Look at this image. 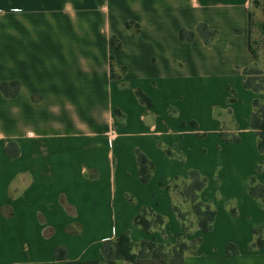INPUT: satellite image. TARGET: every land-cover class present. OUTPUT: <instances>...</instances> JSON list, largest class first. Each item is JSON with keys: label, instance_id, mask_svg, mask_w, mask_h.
Returning a JSON list of instances; mask_svg holds the SVG:
<instances>
[{"label": "crops", "instance_id": "obj_1", "mask_svg": "<svg viewBox=\"0 0 264 264\" xmlns=\"http://www.w3.org/2000/svg\"><path fill=\"white\" fill-rule=\"evenodd\" d=\"M251 3L0 0V84L20 86L13 99L0 92V264H124L105 260L103 243L125 232L133 243L149 240L133 226L143 208L181 232L175 197L159 185L191 170L206 178L200 198L217 210L211 231L193 234L205 237L198 251L215 253L184 264H264V247L248 249L252 229L264 225L248 195L251 176L264 185L250 126L252 102L264 94L245 89L243 75L257 63ZM201 24L217 32L210 46L197 34L179 40ZM221 129L240 141L223 142ZM137 150L154 166L147 184ZM229 243L238 257H223Z\"/></svg>", "mask_w": 264, "mask_h": 264}, {"label": "trees", "instance_id": "obj_2", "mask_svg": "<svg viewBox=\"0 0 264 264\" xmlns=\"http://www.w3.org/2000/svg\"><path fill=\"white\" fill-rule=\"evenodd\" d=\"M261 11L264 19V1L261 5ZM131 25L132 23H126V28L128 30L132 29ZM260 28L264 33V21ZM138 30L139 28L135 26V32H138ZM196 34L206 46H210L217 38L216 31L210 30L206 25L201 24L197 27L195 33L181 30L179 32V40L181 42H191L195 39ZM113 44L115 49L120 48L115 38H113ZM254 57L256 58V55ZM110 69L111 78L115 79L113 64H111ZM243 75L245 77V89L254 93L264 94V71L254 65L244 69ZM19 89L20 86L17 82L0 84V92L7 99L15 98ZM136 96L141 104L148 107L151 106L150 100L143 93L137 91ZM252 109L250 126L257 134V150L260 154H264V102L254 100ZM114 115L118 116V112L115 111ZM221 138L225 143H238L240 141L236 135H229L224 129H221ZM5 153L8 158H16L18 156L17 146L13 143L8 144L5 148ZM166 153L171 156L169 151H166ZM135 157L140 182L147 184L152 177L154 166L139 150L135 151ZM259 172L260 168H256V173ZM206 184V178L197 171L191 170L187 173L186 180L177 177L166 186L159 185L173 195L178 193L179 201L173 203L172 210L180 224L181 232L177 235L174 244H162L155 241L133 243L129 233L125 232L115 240L103 243L102 252L105 260L121 261L124 264H184L188 255H198L201 239L195 238L192 242H189L188 235L194 231L202 233L211 231L217 215L216 211L200 198V193ZM248 195L251 199L264 206V185L259 184L255 176L249 178ZM234 212V210H231V213L234 214ZM133 226L144 232H151L154 229L162 231L165 226V220L152 210L143 208L134 218ZM261 232L262 228L253 230V235L256 239L252 244V248H263L264 241L261 237ZM65 253L63 248H58L55 251V257L57 260H63ZM231 253L238 254V249L236 246L229 244L227 246V254L230 255Z\"/></svg>", "mask_w": 264, "mask_h": 264}, {"label": "rangeland", "instance_id": "obj_3", "mask_svg": "<svg viewBox=\"0 0 264 264\" xmlns=\"http://www.w3.org/2000/svg\"><path fill=\"white\" fill-rule=\"evenodd\" d=\"M263 1L264 0H252V3H251V19H252V29H251L252 41H251V43H252V48L255 51L256 56H257L256 66H257V68H259L262 71H264V33L261 31L260 25L263 24V21H264L262 11H261V5H262ZM256 168H260V172L256 173V170H255V174H257V175L261 174V172H262L261 166L258 165ZM212 179H214V177H212ZM174 195H175L176 201H179L178 193H176ZM214 198L216 201L219 202L218 198H216V197H214ZM253 201H255V200H253ZM223 208L226 209L227 211L229 208L230 214L233 217L237 218V216H238L237 215V208L235 207V205H233L232 201H228L227 203L225 202ZM214 209H215V207H214ZM260 209H261V211H264V206L260 205ZM231 210L235 211L234 214L231 213ZM164 220H165V223L167 224L166 228L162 231L158 230L156 232H153V230H152L151 232H145L147 234L149 233L148 235H150V239L144 240V241H155V242H159V243H168L171 245L175 243L177 235L179 234L180 231H175V229L173 228L171 223L169 221H167V219H165V218H164ZM174 222H175V225H177V227L179 229L178 222L176 219L174 220ZM257 228H262L261 237L263 238V241H264V225H258L257 227L253 228L252 232H251L252 242L248 246V249L250 252H256V251L263 249V248H261V249L252 248V244L256 239V237L253 235V230L257 229ZM153 233H156V236H153L152 235ZM193 233L194 232H192L188 235V241L192 242L195 238H200L201 239L200 246H201L203 239H205V237L203 236V234L200 237L199 236L196 237ZM204 234H206V233H204ZM208 244H209V238H207V240H206V246H208ZM229 244H227L225 246V249H224L225 251L223 253V257H238L240 255L239 250H238V254H236V255L232 254V253L230 255L227 254V246ZM209 251H210L209 248L202 246L200 248V251H198V255H188L186 260L189 258H210L211 254L215 253V251H211V252H209Z\"/></svg>", "mask_w": 264, "mask_h": 264}]
</instances>
